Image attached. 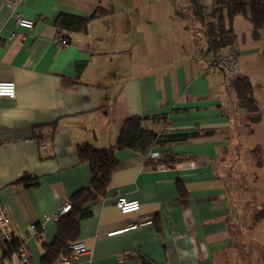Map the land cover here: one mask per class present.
I'll use <instances>...</instances> for the list:
<instances>
[{
    "label": "crops",
    "instance_id": "1",
    "mask_svg": "<svg viewBox=\"0 0 264 264\" xmlns=\"http://www.w3.org/2000/svg\"><path fill=\"white\" fill-rule=\"evenodd\" d=\"M191 1L22 0L13 11L0 0V81L15 84L14 99L0 97V209L26 245V264H41L31 225H43L42 239L51 243L52 215L89 185L77 146L111 147L131 116L148 118L144 126L154 131L167 120L173 137L212 135L154 148L181 159L170 165L151 167L147 154L117 151L105 196L86 204L79 223L75 241L89 252L69 264H264V219L257 208L244 210L262 202L241 195L263 188L255 161L264 155V29L256 38L242 17L231 22L239 75L258 105L253 122L236 104L229 76L210 66ZM199 2L209 14L211 3ZM99 7L84 27L59 24L61 16L85 19ZM17 15L33 20L32 29L18 28ZM59 37L70 44L58 47ZM51 125L40 150L31 137ZM246 167L253 181L244 190ZM24 175L37 185L17 184ZM118 194L137 200L138 212L121 214ZM246 244L252 250L242 262ZM2 246L0 264H21L14 255L1 261Z\"/></svg>",
    "mask_w": 264,
    "mask_h": 264
},
{
    "label": "trees",
    "instance_id": "2",
    "mask_svg": "<svg viewBox=\"0 0 264 264\" xmlns=\"http://www.w3.org/2000/svg\"><path fill=\"white\" fill-rule=\"evenodd\" d=\"M199 1H191V19L202 25L207 52L212 55L222 52L234 44L235 35L231 22L235 16H240L249 22L253 37L257 38L260 31L264 29V0H212L209 14L205 13L206 6ZM103 11V8L99 7L85 19L61 16L59 17V24L66 28H81L86 25L88 20L100 15ZM227 82L233 90L236 104L247 114L253 115L252 121L255 122L257 120L255 115L258 113V105L248 78L238 74L229 76ZM147 121H149L148 118L140 116L126 118L111 147L97 149L89 144L77 146L79 161L86 163L89 167L90 182L86 189L77 191L71 196L69 201L71 209L56 223V233L51 243H46L42 239L43 229L38 230L39 233L36 238L40 241L42 248L41 264H58L60 257L68 253V246L78 236L80 221L88 215L86 204L97 202L106 194L112 172L117 165L115 158L117 151L129 150L146 155L151 149L163 146L170 141L203 138L212 135V133L203 132L202 134L193 133L174 137L170 135L160 137L157 131L144 126ZM49 127L50 130H46L44 127L35 129L36 134L37 131L46 134L48 144L54 130V126ZM35 139L38 143L41 142V136H36ZM159 154L158 159H147L149 166L170 165L181 160L168 152ZM16 183L25 187L36 186L37 180L34 177L24 175ZM263 214L264 210L258 211L256 214L257 219L259 220ZM19 242L20 240L15 237L12 241L3 244L1 261L9 260L17 252Z\"/></svg>",
    "mask_w": 264,
    "mask_h": 264
},
{
    "label": "built area",
    "instance_id": "3",
    "mask_svg": "<svg viewBox=\"0 0 264 264\" xmlns=\"http://www.w3.org/2000/svg\"><path fill=\"white\" fill-rule=\"evenodd\" d=\"M7 6H9L13 11L20 5L22 0H2ZM16 25L18 28L31 30L34 21L28 20L26 18L16 16ZM14 34L11 35V37ZM57 46L58 47H67L70 42L67 38L59 37L57 38ZM239 51L234 46L223 50L215 55L211 54V62L210 66L214 69H217L224 73L227 76H234L239 74V63H238ZM0 97H4L7 99L15 98V84L13 81H0ZM171 124L169 121L164 120L161 124L160 129L157 131L158 136L163 137L167 136L170 133ZM41 131H37L31 140L35 141L40 150H44L47 148L48 138L46 134L40 133ZM40 133V134H39ZM36 136H41V142L38 143L35 139ZM160 156L159 152L151 149L147 153V157L150 159H158ZM114 205L117 210L123 214H131L138 212L140 208V204L137 200H127L122 195H116L114 199ZM71 209V204L69 202H65L61 205L52 215V220L57 223L65 214H67ZM10 216L6 209H0V242L5 244L7 242L12 241L15 237H17L15 231L10 227ZM151 220H147L143 223H135L131 225L129 228L133 229L140 225H149L151 224ZM43 229V225L33 224L30 227L31 233L34 237L39 233L38 230ZM114 233H109L108 236L113 235ZM18 238V237H17ZM19 239V238H18ZM20 240V239H19ZM88 249L85 245L79 241H74L68 246V253L63 255L59 259V264H69V261L72 259H76L81 255L88 253ZM19 262L22 264H26L27 260V248L23 241L20 240L17 252L13 254ZM122 262V259H119ZM22 261V262H21Z\"/></svg>",
    "mask_w": 264,
    "mask_h": 264
},
{
    "label": "rangeland",
    "instance_id": "4",
    "mask_svg": "<svg viewBox=\"0 0 264 264\" xmlns=\"http://www.w3.org/2000/svg\"><path fill=\"white\" fill-rule=\"evenodd\" d=\"M208 2H210L211 3V0H208ZM208 5V4H207ZM209 8L210 7H208V9L207 10H209ZM236 17V16H235ZM239 17V16H238ZM256 163H258V164H262L263 166V169L260 171V173H261V175H260V177H259V181H257L259 184H261V186L263 187V188H260L259 189V192H257V193H255V192H249V191H246V192H241V195H242V197L244 198V199H250L251 197H255L256 199H258L260 202H262L261 203V205L262 206H255V204L254 203H252L251 205H254V206H249L248 205V207H250V208H248V207H244V210H245V213L246 214H248L249 212H246L247 211V209H249V210H251L252 212L255 210H259V211H261V210H264V155H262V156H259L258 157V159L255 161ZM248 167H246V168H243V175L241 176V180H244L243 182V184H244V186H243V189L244 190H246L247 188L245 187V185L247 184V183H251V181H253V177H250V176H247L248 175V171H249V169H247ZM245 173H247V174H245ZM247 182V183H246ZM263 201H262V200ZM255 208H257V209H255ZM255 213V212H254ZM261 218H263L264 219V214H263V216H261ZM262 223H264V221H261ZM260 222V223H261ZM240 250L242 251V257H241V261L243 262L244 260H249V255H250V252H251V250H252V248H250V246L248 245V244H246L245 246L244 245H242L241 247H240Z\"/></svg>",
    "mask_w": 264,
    "mask_h": 264
},
{
    "label": "bare ground",
    "instance_id": "5",
    "mask_svg": "<svg viewBox=\"0 0 264 264\" xmlns=\"http://www.w3.org/2000/svg\"><path fill=\"white\" fill-rule=\"evenodd\" d=\"M41 141V140H40Z\"/></svg>",
    "mask_w": 264,
    "mask_h": 264
}]
</instances>
